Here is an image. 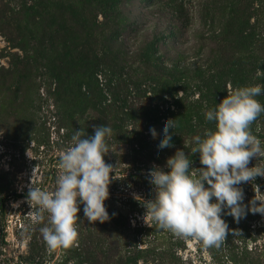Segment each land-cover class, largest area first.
<instances>
[{
    "label": "rangeland",
    "instance_id": "374dc122",
    "mask_svg": "<svg viewBox=\"0 0 264 264\" xmlns=\"http://www.w3.org/2000/svg\"><path fill=\"white\" fill-rule=\"evenodd\" d=\"M252 25L263 38L264 0H0V264H264L262 214L237 222L225 209L217 248L160 228L144 207L154 166L169 170L182 150L200 168L195 137L215 131L205 114L229 85H260L264 105V42L239 37ZM168 120L172 146L160 149ZM102 125L109 219L89 222L81 203L77 241L50 251L49 214L28 215L31 183L55 191L75 131ZM250 130L264 149V112ZM253 184L264 194V177L237 186L248 207Z\"/></svg>",
    "mask_w": 264,
    "mask_h": 264
},
{
    "label": "clouds",
    "instance_id": "9594fccd",
    "mask_svg": "<svg viewBox=\"0 0 264 264\" xmlns=\"http://www.w3.org/2000/svg\"><path fill=\"white\" fill-rule=\"evenodd\" d=\"M228 88L227 97L205 114L207 121L215 122V131H206L203 138L195 137L196 147L192 152L199 154L202 167L190 171L192 162L184 151L177 150L167 159L169 171L155 166L150 171L155 198L144 204L145 216L160 228L177 236L201 240L205 247L218 248L226 240L229 227L221 218L225 209L237 222L247 211L264 215V194L259 185L253 184L255 196L249 202L250 207L243 204V190L237 187L264 177V167L258 164L248 167L253 158L264 159L261 141L250 130L264 112V105L255 99L262 94V88L260 85ZM174 121L165 122L160 149L172 146L169 129H174ZM150 131L155 138L156 130ZM111 134L112 129L107 125L96 127L90 137L84 130H76L71 138L72 146L61 153L55 191L41 190L31 183L27 202L32 211L28 215L43 220V214H49L50 226L40 231L50 251L68 249L77 241L81 203L89 222L103 223L109 219L105 202L115 168L106 164L104 157L108 153L106 137Z\"/></svg>",
    "mask_w": 264,
    "mask_h": 264
},
{
    "label": "trees",
    "instance_id": "16d2710c",
    "mask_svg": "<svg viewBox=\"0 0 264 264\" xmlns=\"http://www.w3.org/2000/svg\"><path fill=\"white\" fill-rule=\"evenodd\" d=\"M256 28H257V25L256 26L252 25V26L247 27L244 30L242 29L241 33H239L240 39L242 41L247 42V43H255L256 41L263 43L264 37L262 38L258 32L256 33V30H255ZM194 163H198L197 167H202V165L200 164V161L196 160V161H194ZM167 171H169V170H167Z\"/></svg>",
    "mask_w": 264,
    "mask_h": 264
},
{
    "label": "water",
    "instance_id": "95a60500",
    "mask_svg": "<svg viewBox=\"0 0 264 264\" xmlns=\"http://www.w3.org/2000/svg\"><path fill=\"white\" fill-rule=\"evenodd\" d=\"M193 165H194V166H197V165H198V163H194Z\"/></svg>",
    "mask_w": 264,
    "mask_h": 264
}]
</instances>
